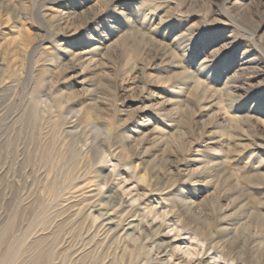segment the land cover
I'll return each mask as SVG.
<instances>
[{
	"label": "rangeland",
	"instance_id": "1",
	"mask_svg": "<svg viewBox=\"0 0 264 264\" xmlns=\"http://www.w3.org/2000/svg\"><path fill=\"white\" fill-rule=\"evenodd\" d=\"M8 251L264 264V0H0Z\"/></svg>",
	"mask_w": 264,
	"mask_h": 264
},
{
	"label": "bare ground",
	"instance_id": "2",
	"mask_svg": "<svg viewBox=\"0 0 264 264\" xmlns=\"http://www.w3.org/2000/svg\"><path fill=\"white\" fill-rule=\"evenodd\" d=\"M87 53H89V51L88 52H84L82 54L85 55ZM103 220H104V224L103 225L105 227V237H104L105 239H107L111 235V232H113V231H121V230H123L124 232H126V231H128L130 229H133L136 226L134 224L137 222V219H135V217L134 218L131 217L130 219L127 220L126 226L124 228H121V225H117L115 222H113L112 219L110 218V216H108V215L105 216ZM123 224H125V223H123ZM114 226L116 227V229L115 230H112V227H114ZM24 238L25 237L23 236L19 240L17 246L14 247V248H17L18 250H21V252L24 250ZM160 239L164 241V244L161 247L162 252L165 255L168 254V253H171V254H173V257H176V255L174 254V252H176V250L179 249V247L177 246V241L174 240V239H170V236L167 233L161 234L160 235ZM40 255H42V254H40ZM15 256H16L15 252H13V251L12 252L11 251L9 252L8 251V253L6 254V261H7V263H5V264H13L14 259H15ZM51 258H52V255L50 253H47L45 256H41L39 258V260H37V262L39 264V263H41L40 262L41 259H43V260L45 259L46 264H48L50 262ZM199 263L201 264L202 261L199 262ZM35 264H36V261H35ZM83 264H90V263L89 262L88 263L87 262H84ZM206 264H213V263L208 260V261H206Z\"/></svg>",
	"mask_w": 264,
	"mask_h": 264
}]
</instances>
